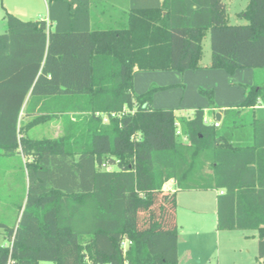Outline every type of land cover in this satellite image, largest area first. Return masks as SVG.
I'll list each match as a JSON object with an SVG mask.
<instances>
[{
    "label": "trees",
    "instance_id": "16d2710c",
    "mask_svg": "<svg viewBox=\"0 0 264 264\" xmlns=\"http://www.w3.org/2000/svg\"><path fill=\"white\" fill-rule=\"evenodd\" d=\"M46 1L42 19L5 11L0 34V158L23 173L0 213V264H180L176 191L214 188L216 228L257 231L264 264V79L218 126L202 108L176 121L152 104L164 86H133L138 70L200 68L207 34L210 68L264 72V0L241 23L225 0H131L109 26L97 0ZM52 120L58 136L30 134Z\"/></svg>",
    "mask_w": 264,
    "mask_h": 264
},
{
    "label": "crops",
    "instance_id": "0c3cea01",
    "mask_svg": "<svg viewBox=\"0 0 264 264\" xmlns=\"http://www.w3.org/2000/svg\"><path fill=\"white\" fill-rule=\"evenodd\" d=\"M3 1L4 2L2 6L5 11L14 14L24 21L37 20L33 18H23V15L25 16L26 13L28 14L31 12L30 9H32V7L30 8V6H27L28 2L31 0ZM246 2L247 0H244L242 4H240V1L237 2V0H225L226 10H228L229 14V21L231 19L232 13L234 16H236V14L242 11V9L245 7ZM131 4V0H97L98 10L97 12L94 10L93 12L94 19L98 16L99 25L109 26L125 24ZM5 28L6 26L4 27V30ZM3 32L4 31L1 33ZM210 56L206 59H204V55L202 56L200 68L186 70L184 72H175L177 70H138L133 76L134 90L136 89L137 93L143 92V90L145 91L148 85L153 81L159 86H175L176 84H181L183 81H188V83H190L192 88L196 91L198 85H207L209 79H211V77L214 78L216 74H219L220 76L224 75V72L222 71L223 69L220 70L218 68H210L208 66L210 62ZM244 72L246 81H251V83H253L256 78H259V80L264 79V72L261 70H253L251 68L250 70ZM171 90L169 91L174 93H170L167 96V100L169 99V96H172L175 99H177L179 96L177 102L180 104L184 93H182V91L180 92L178 88H171ZM160 91L161 90L158 92ZM157 93L155 94L154 99L156 98ZM243 98L244 97H241V99H239V103L236 104L215 102V107H213L201 95H197V97H195L193 94V97H189V99L194 100V103H190L189 106L193 109L202 108L204 110V120L208 121L209 124H212L214 121H218L216 120L217 113H219L221 119L222 114L220 110L231 108L240 104ZM154 99L152 102L154 107L171 108L168 106V104H156ZM210 114L212 117L211 120L208 118V115ZM57 125L59 124L57 123ZM164 188L174 191L175 186L173 181L169 180L166 182L164 184ZM221 192L222 191L220 189L215 188L196 191H176V214L179 233L177 251L179 253L180 264H244L237 259L236 254L238 250H241L238 245L244 242L248 235L236 231L238 229L219 230L216 228V200L217 194ZM182 198L185 202L183 204L180 203V199ZM221 242L224 244L222 248Z\"/></svg>",
    "mask_w": 264,
    "mask_h": 264
},
{
    "label": "rangeland",
    "instance_id": "374dc122",
    "mask_svg": "<svg viewBox=\"0 0 264 264\" xmlns=\"http://www.w3.org/2000/svg\"><path fill=\"white\" fill-rule=\"evenodd\" d=\"M240 1V4L244 0H237V2ZM3 0H0V33L4 31L5 25V18L4 13L5 10L3 8ZM27 6L32 7L30 9L31 12L26 15H23V18H29V19H41L46 17L47 12V1L46 0H31L28 2ZM231 23H241L243 20L239 19L237 16H234L233 13L231 15L230 19ZM202 48H203V55L204 59L210 56L211 54V48H210V40L209 35L207 34L202 41ZM245 69V70H244ZM251 68H243L236 70L233 73L228 74L226 71L222 70L224 72V75L216 74L214 78L211 77L209 81L207 82V85H198V87L195 89L192 88V85L188 83V81H183L181 84H176L175 86H164V88L158 89L155 94L157 93L156 98L155 94L153 95L154 102L159 104H168L171 108L175 111V117L176 121L180 117H191L194 113L195 108H190V103H194V100H190V98L193 97V94L195 97L197 95H201L204 99H206L209 103V100L206 95L202 94L200 90H204L206 92L212 93V100L215 103H230V104H236L239 103V99L241 97H244V87L251 85V81H246V77L244 76V71H248ZM243 71V72H241ZM178 72V71H175ZM180 72V71H179ZM154 74V73H151ZM179 74V73H175ZM157 84L153 81L151 84L148 85V87L145 89L148 90L151 86H156ZM159 86V85H158ZM171 88H178L180 92L184 93V96L181 100V103L178 104L177 99H175L172 96H169V99L167 100V96L171 93ZM165 89V90H164ZM163 90V91H162ZM171 90V91H169ZM135 94L141 93L134 90ZM144 92V90H143ZM196 93V94H195ZM199 97V96H198ZM152 99V102H153ZM155 104V103H154ZM155 104V105H156ZM209 120L212 119L211 114L208 115ZM30 134L34 137H56L60 134V125H57L55 121L52 120V122H48L47 124H40L35 126L33 129H31ZM18 157H13L11 159H5L0 158V213H5V208L9 211L12 209H15V205L19 202V197L22 192V180H23V173L19 171L18 168ZM168 190V188H167ZM180 203H185L183 198L180 199ZM180 204V205H182ZM240 233H244L248 235L246 240L242 243H238L239 248L241 250L237 251L236 257L238 260L243 262L244 264H257V253L258 250L257 247V231L255 230H236ZM223 243L221 242V248L223 247ZM237 245V243H236ZM235 257V256H233ZM44 264H54L51 262H45Z\"/></svg>",
    "mask_w": 264,
    "mask_h": 264
},
{
    "label": "built area",
    "instance_id": "2783aa9c",
    "mask_svg": "<svg viewBox=\"0 0 264 264\" xmlns=\"http://www.w3.org/2000/svg\"><path fill=\"white\" fill-rule=\"evenodd\" d=\"M206 123H208L209 124V122L208 121H206V120H204ZM214 125L215 126H218L219 125V121H214ZM177 133H179V130H177ZM169 190V189H168Z\"/></svg>",
    "mask_w": 264,
    "mask_h": 264
},
{
    "label": "water",
    "instance_id": "95a60500",
    "mask_svg": "<svg viewBox=\"0 0 264 264\" xmlns=\"http://www.w3.org/2000/svg\"><path fill=\"white\" fill-rule=\"evenodd\" d=\"M219 119H220V115H219V113H217L216 120H219Z\"/></svg>",
    "mask_w": 264,
    "mask_h": 264
}]
</instances>
